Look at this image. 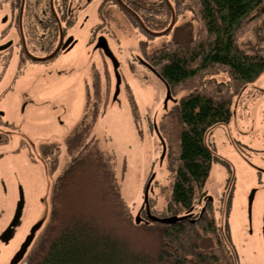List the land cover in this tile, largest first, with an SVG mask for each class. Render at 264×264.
Wrapping results in <instances>:
<instances>
[{
  "label": "rangeland",
  "instance_id": "374dc122",
  "mask_svg": "<svg viewBox=\"0 0 264 264\" xmlns=\"http://www.w3.org/2000/svg\"><path fill=\"white\" fill-rule=\"evenodd\" d=\"M84 1L71 0L69 6H81ZM96 1L95 6H85L82 14L76 18L70 15V21L65 20L66 23L76 22L66 31L77 41L72 51L48 64L25 66V72L21 70L23 74L19 78L0 79V87L8 84L24 89L0 104V111L4 114L0 122V135L7 140L0 143V234L14 215L18 187L24 197L22 215L14 235L7 245L0 243V264L9 263L32 225L48 218L52 181L70 161L63 149L64 141L88 116L91 118L96 114L90 138L94 139L101 151L111 156L120 194L133 224L138 226L148 220L141 210L144 189L149 181L147 202L150 214L160 215L167 206L178 152L177 136L167 118L174 103L168 101L164 108V84L140 60L149 64L148 55L180 38L181 25L193 24L196 33L198 23L190 11H186L177 17L171 30L162 34L168 29L152 27L154 23H146L143 16L137 13L143 22V30L134 18L112 4L105 5L97 15L95 8L99 0ZM36 3L35 8L39 11L45 1L38 0ZM99 36L107 40L118 62L120 84L117 94L116 75L111 61L93 48ZM208 73L200 82L206 91H219L227 86L228 77L224 71L217 68ZM184 93H177L172 99L177 100ZM133 103L135 118L131 107ZM232 105L233 116L228 126L242 129L243 124L253 126L257 123V109L261 106L264 108V73L253 83L247 84L233 98ZM153 124L166 147L162 161V148ZM230 127L227 130L230 134L225 127L219 126L207 135L217 155L233 166L234 177L231 175L225 193V202L232 195L228 215L230 242L236 252L237 264H264V246L255 236L258 245L249 244L246 251L242 248L241 235L248 238L244 197L250 178L236 165L237 158L229 148L227 139L231 135ZM51 145L61 149L51 147L44 150L48 159L43 160L42 148ZM226 179V170L215 162L204 190L214 199L219 198L225 189ZM262 199L257 202L259 215L263 208ZM217 205L215 202L218 211L213 215L222 233L227 221L225 204L222 209ZM198 212L199 208L194 205L189 217L194 219ZM138 215L140 219L136 224ZM40 231H37L34 240ZM151 238L149 232L142 234V242L147 248L152 247ZM254 239L251 238L252 241ZM32 247L19 264L27 263V254Z\"/></svg>",
  "mask_w": 264,
  "mask_h": 264
},
{
  "label": "trees",
  "instance_id": "16d2710c",
  "mask_svg": "<svg viewBox=\"0 0 264 264\" xmlns=\"http://www.w3.org/2000/svg\"><path fill=\"white\" fill-rule=\"evenodd\" d=\"M160 1L137 3L135 11L160 30L190 11L199 27L195 33L184 23L179 39L147 56L171 96L186 92L165 113L178 152L167 206L156 215L163 218L191 212L216 161L208 133L230 121L233 98L264 73V0ZM129 16L142 24L137 14ZM217 68L226 73L227 86L206 91L200 82ZM95 119L88 116L64 143L70 161L52 183L49 215L26 264H237L228 230L221 233L206 212L169 225L133 224L111 156L90 138ZM148 232L149 248L142 242Z\"/></svg>",
  "mask_w": 264,
  "mask_h": 264
},
{
  "label": "flooded vegetation",
  "instance_id": "af4514ba",
  "mask_svg": "<svg viewBox=\"0 0 264 264\" xmlns=\"http://www.w3.org/2000/svg\"><path fill=\"white\" fill-rule=\"evenodd\" d=\"M37 1L38 0H0V79L3 81L5 78H12L13 76L14 78L21 77L23 72H25L24 67L27 65L48 64L55 61L59 57L65 56L66 53L72 51V49L76 46L77 41L71 34H68V32L66 31H68L71 27H74L76 22L66 23L65 20L70 21V15L76 18V16H79V14H82L81 11L85 6H89L91 4H94L95 6V4L97 3L96 0H85L81 6L74 5L73 7H70L69 2H71V0H43L45 1V4L43 3L44 7H40L39 12L37 11V8H35L38 5L36 3ZM152 1H158V3H161L160 0H99L98 4L96 5L95 11L97 15H99L100 9H102L105 5L112 4L120 7L126 14L134 16L137 14V12L135 11L136 8L134 7L135 4L138 3L142 5V3ZM138 25L141 27V29H143L141 26L143 24L139 23ZM92 30L93 29H91V33ZM100 37L102 36H99L96 39L93 47L94 50L95 45L97 44V41ZM69 38H72L71 42L65 48V42ZM96 51H99L103 54L101 50ZM140 62L142 63L143 61L140 60ZM145 68L148 69L146 66ZM21 70L24 71L21 72ZM23 90L24 89L21 90V87H16L8 84L0 87V104L2 100L4 101L7 98H11ZM257 110V121H255L257 123H254L253 126L243 124L241 125L243 127L242 129L231 128L230 126L232 125L228 126L231 119L227 124L220 125L225 127L224 129H226L227 133H229V131H227L229 127L231 128V135L228 136L227 139L229 142V148L237 158L236 165L239 166V168H241V171H244L245 174L248 173V177L250 178V180L246 184L247 186H249L248 192L244 197L246 221L248 224V238L245 239V236L243 235H241L242 238L240 237L242 239V248L245 251L246 249H248L247 246L249 244L258 245V243H256V239L264 246V108L261 106V108ZM3 119L4 114L0 111V122ZM249 131H252L253 133ZM2 142H7V140L4 136L0 135V143ZM206 143L216 157V164L221 165V167L226 170L227 179L225 180L224 184L225 189L224 191L222 190L219 198L214 199L207 190H204L205 186L203 187L196 200L195 206L196 208H199V212L195 217L200 216L206 212L207 214L211 215L215 221V216L213 214L218 211V208L215 207V202L218 203L217 206L220 208L224 206L223 204H225V218L227 219V221L225 222V229L228 230V233L230 235L228 215L231 208L232 195H230L225 202V193L226 187L228 186V183L231 179V175L234 177L233 166L225 159L217 155L213 143H209L208 140H206ZM51 147H55L58 150L61 149L57 145L44 146L41 151L42 159H48V156H46L45 154L46 151L44 150ZM63 149L65 151L64 144ZM215 162L213 164H215ZM43 167L44 169H46V164L43 165ZM251 193L253 194V198L251 204V215L249 219L248 198ZM261 197L263 198V208L261 215H259V207L257 205V202H260ZM18 199L19 187L17 190V199L15 201V204L17 203ZM193 209L194 206L191 212H193ZM143 211L146 215L144 209ZM191 212L187 213L188 215L185 217L190 216ZM12 218L10 219V222ZM258 223H260L259 228ZM16 227L13 229L12 236L14 235ZM2 233L0 234V236L2 235ZM254 236L256 239H254ZM251 238H253L254 240L252 241ZM0 243L3 245L8 244H4L1 241ZM253 253L255 255V252Z\"/></svg>",
  "mask_w": 264,
  "mask_h": 264
},
{
  "label": "water",
  "instance_id": "95a60500",
  "mask_svg": "<svg viewBox=\"0 0 264 264\" xmlns=\"http://www.w3.org/2000/svg\"><path fill=\"white\" fill-rule=\"evenodd\" d=\"M173 23H174V21L172 20L168 30L163 32L162 34L168 32L173 27ZM159 35H161V34H159ZM71 39L72 38H69L65 42V48L69 45V43L71 42ZM95 50H101L103 52L104 56L111 61L112 65H113V68H114V71H115V75H116V94H117L118 91H119V84H120V77L117 74L118 62L115 59L113 53L111 52V50H110L105 38L100 37L98 39L97 44L95 45ZM142 63L164 84L166 94H165V99L163 101V106H164V108H166V105H167L168 101H173L168 86L165 84V82L159 76V74L156 73L155 70H153L146 63H144V62H142ZM153 128H154V132L157 135V138L159 139V142L161 144L162 152H161V156H160V161H162V159H163V157L165 155V151H166L165 143H164V140L162 139V137L160 136V134L158 132V129H157L155 124H153ZM152 178H153V176H152ZM149 182H148V184L146 185V187L144 189V198H143L144 205L142 207V209H144L145 212H146L147 219L149 221H151V222H157V223H160V224L169 225V224H174L178 220L184 218V217H177V216L158 218V217L153 216V215L150 214V207H149L148 202H147V194H148ZM252 198H253V194L251 193V195L248 198V216H249V219H250V215H251ZM23 206H24L23 192H22L21 188H19V199H18L17 204H16V208H15V211H14L13 218H12L10 224L8 225V227L5 229V231L0 236V241L2 243L7 244L8 241L12 238L13 229L18 225L19 220L21 218ZM139 219H140V217L138 215L136 217V219H135L136 224L139 223ZM43 221L44 220L38 221L37 223H35L30 228L29 233L27 234V236L25 237V239L23 240V242L19 246L18 250L14 253V255L12 256V258L9 261L8 264H19L22 261V259L24 258L25 254L27 253V250L29 249L30 245L32 244V242L34 240L35 234L40 229Z\"/></svg>",
  "mask_w": 264,
  "mask_h": 264
}]
</instances>
